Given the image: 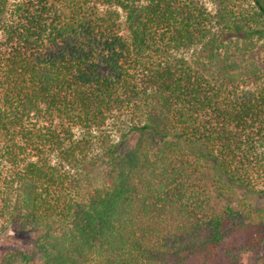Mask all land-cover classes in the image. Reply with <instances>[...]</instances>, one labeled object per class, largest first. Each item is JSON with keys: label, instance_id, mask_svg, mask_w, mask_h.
Here are the masks:
<instances>
[{"label": "trees", "instance_id": "1", "mask_svg": "<svg viewBox=\"0 0 264 264\" xmlns=\"http://www.w3.org/2000/svg\"><path fill=\"white\" fill-rule=\"evenodd\" d=\"M211 1L0 0V264H264V0Z\"/></svg>", "mask_w": 264, "mask_h": 264}, {"label": "rangeland", "instance_id": "2", "mask_svg": "<svg viewBox=\"0 0 264 264\" xmlns=\"http://www.w3.org/2000/svg\"><path fill=\"white\" fill-rule=\"evenodd\" d=\"M200 2L202 4H204V6L210 11L213 12L214 11V6L212 4L211 0H200ZM124 17L121 14V18H120V22H121V33L125 34V27H124ZM264 59V50H261V58L259 60H257L256 62H258V64H261V60ZM127 123V117L120 115L119 117H113L111 119L108 120V122L106 123V125L98 130V129H91L89 131L86 130H82V129H78L75 128L73 129V135L76 139H81V138H85V139H90L91 141H93V143L96 146V150H98L99 146H100V140L102 137L107 136L109 137L111 140H115L119 137V129L122 128L123 123ZM135 137L132 138L133 142H135ZM251 197V202L253 204H255L256 207L258 208H262L264 209V193H260L258 195H249ZM4 241V236L2 237L1 242ZM34 264H39L37 262H35Z\"/></svg>", "mask_w": 264, "mask_h": 264}]
</instances>
